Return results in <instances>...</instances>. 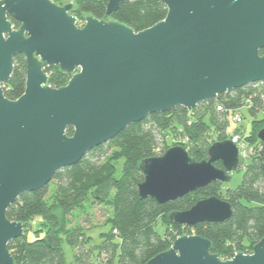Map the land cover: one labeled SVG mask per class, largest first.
<instances>
[{
	"label": "water",
	"instance_id": "1",
	"mask_svg": "<svg viewBox=\"0 0 264 264\" xmlns=\"http://www.w3.org/2000/svg\"><path fill=\"white\" fill-rule=\"evenodd\" d=\"M160 1L166 17L137 32L91 14L79 26L72 1L0 0V264H16L8 245L25 233V224L10 220L7 211L22 193L48 187L60 170L151 114L177 106L191 110L264 83V0ZM123 2L109 0L107 17ZM19 54L26 57V89L13 100L3 85ZM46 66L70 74L68 83L50 86ZM258 138L264 143V128ZM241 165L230 138L212 143L202 160L174 145L140 163L139 195L173 202L212 182L230 181ZM232 213L228 201L206 196L169 217L191 227L223 222ZM146 264H264V237L252 253L222 259L210 239L185 234Z\"/></svg>",
	"mask_w": 264,
	"mask_h": 264
},
{
	"label": "trees",
	"instance_id": "2",
	"mask_svg": "<svg viewBox=\"0 0 264 264\" xmlns=\"http://www.w3.org/2000/svg\"><path fill=\"white\" fill-rule=\"evenodd\" d=\"M54 1L62 4L66 0ZM108 1L73 0L71 14L78 18L77 23L85 22L91 14L98 19L124 22L138 32L164 19L168 11L160 0H124L119 10L107 17ZM12 21L15 28L20 26L15 19ZM45 71L49 85L55 88L66 85L71 77L59 66H46ZM26 79V57L19 54L14 58L9 82L3 85L5 95L18 99L25 92ZM245 107L253 116L256 109H264V83L223 93L191 110L177 106L169 112L151 114L91 150L77 165L60 170L52 180L56 182L53 190L49 185L22 193L7 211L10 220L25 224V233L8 245L16 264H68L64 244L75 250L71 264H92L95 248L104 264H146L187 233L210 239L212 252L222 259H230L240 251L252 253L254 245L264 237V143L258 138L264 119H253L252 131L243 135L254 149L250 158L242 162L239 170L243 177L237 186L216 181L165 204L141 198L138 190L144 180L139 168L144 159L160 155L172 145L184 146L197 160L207 158L212 143L229 138L231 115ZM240 131L237 128L233 133ZM73 132V127L67 129L68 135ZM169 137L181 141L169 144ZM160 142L165 143L162 149ZM216 166L221 167L217 162ZM206 196L228 201L232 216L223 222L191 227L170 220L171 212L189 209ZM98 205L109 230L102 232L101 243L93 246L85 222L90 221L92 210ZM37 216L42 221L35 227Z\"/></svg>",
	"mask_w": 264,
	"mask_h": 264
},
{
	"label": "rangeland",
	"instance_id": "3",
	"mask_svg": "<svg viewBox=\"0 0 264 264\" xmlns=\"http://www.w3.org/2000/svg\"><path fill=\"white\" fill-rule=\"evenodd\" d=\"M73 2V0H66L64 1L62 4L68 3V2ZM85 24V22L83 23H78L79 26H83ZM240 113L243 115V121L242 123H236L234 120V115H231L230 117V126L227 130V132L229 133V138L230 136H232L233 134H237V133H233L235 131V129L240 128L241 131L239 132L242 135H246L249 134L252 129H253V119H257V120H261L264 119V109H256V114L253 116L249 110L247 109V107L242 108L240 110ZM244 139V137H243ZM181 141V139L179 138H175V137H169L168 138V143L172 144L173 142H178ZM245 142L247 143V141L245 140ZM165 146L164 142H160V149H162ZM174 146V145H172ZM232 179L230 181H228V186L229 187H235L237 186L243 177V171L242 170H236L232 172ZM56 187V182L52 181L50 183V188L51 190H53ZM93 211V212H92ZM91 212V216H90V221L85 222V226L88 228L87 232L90 236H92L93 238V246H97L101 243L102 239H101V233L102 232H106L109 230V226L105 225L103 223L104 219H105V215H104V211L102 210L101 206H96L95 208H93ZM92 218V219H91ZM81 220V218H80ZM42 221V217L41 216H37L34 221L33 224L36 227L40 222ZM190 234V233H187ZM30 238L33 237V234L30 233ZM65 247V252H66V258H67V263L71 264L73 262L74 259V249L68 245V244H64ZM94 255L91 258V263L92 264H104L102 263L98 256H97V248L94 249ZM114 264H117V262H115Z\"/></svg>",
	"mask_w": 264,
	"mask_h": 264
},
{
	"label": "built area",
	"instance_id": "4",
	"mask_svg": "<svg viewBox=\"0 0 264 264\" xmlns=\"http://www.w3.org/2000/svg\"><path fill=\"white\" fill-rule=\"evenodd\" d=\"M249 105L252 104L251 101H248ZM219 109H222L221 107H218ZM234 120L236 123H242L243 121V115L240 113V111H236L234 113ZM230 139H232L233 142H235L239 148V153H240V158L241 161L243 162L244 160H247L250 158L252 152H253V147H250L248 143L245 142V139H243V135L240 133L233 134L230 136Z\"/></svg>",
	"mask_w": 264,
	"mask_h": 264
},
{
	"label": "flooded vegetation",
	"instance_id": "5",
	"mask_svg": "<svg viewBox=\"0 0 264 264\" xmlns=\"http://www.w3.org/2000/svg\"><path fill=\"white\" fill-rule=\"evenodd\" d=\"M221 167H222V163L221 162H217Z\"/></svg>",
	"mask_w": 264,
	"mask_h": 264
}]
</instances>
